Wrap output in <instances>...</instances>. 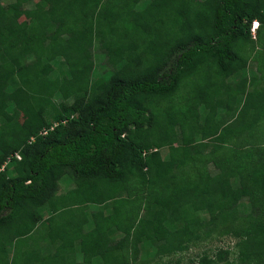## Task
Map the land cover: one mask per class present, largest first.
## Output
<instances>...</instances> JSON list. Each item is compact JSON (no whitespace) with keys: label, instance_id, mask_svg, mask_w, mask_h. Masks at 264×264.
<instances>
[{"label":"trees","instance_id":"1","mask_svg":"<svg viewBox=\"0 0 264 264\" xmlns=\"http://www.w3.org/2000/svg\"><path fill=\"white\" fill-rule=\"evenodd\" d=\"M262 53L264 0H0V264H264Z\"/></svg>","mask_w":264,"mask_h":264},{"label":"rangeland","instance_id":"2","mask_svg":"<svg viewBox=\"0 0 264 264\" xmlns=\"http://www.w3.org/2000/svg\"><path fill=\"white\" fill-rule=\"evenodd\" d=\"M22 19H25L26 17H21ZM97 65L102 62L99 57H95ZM60 191L66 190L67 183L64 180L59 181ZM220 248H229L233 251L234 249V240L229 238L228 236H221L217 232H213L211 236L204 239V241H201L198 245L192 246L188 251L177 255L176 257H173L170 264H199L198 260L200 257L207 253L210 257L213 256V253L217 251ZM235 253L229 257V260H233L235 258ZM179 260V263L175 262V260ZM217 264H223V263H217Z\"/></svg>","mask_w":264,"mask_h":264},{"label":"crops","instance_id":"3","mask_svg":"<svg viewBox=\"0 0 264 264\" xmlns=\"http://www.w3.org/2000/svg\"><path fill=\"white\" fill-rule=\"evenodd\" d=\"M253 38V37H252ZM255 39V37L253 38ZM261 59L264 60V53L261 54ZM258 62H252L250 61L248 63V69L246 70L247 72V75L248 77H251V78H254V79H259L261 78V75L257 72V69H256V65H257ZM264 63V62H263ZM261 65V68H263L264 64H260ZM264 70V69H263ZM263 79V78H262ZM264 82V81H263ZM260 86H264V84L260 85Z\"/></svg>","mask_w":264,"mask_h":264},{"label":"clouds","instance_id":"4","mask_svg":"<svg viewBox=\"0 0 264 264\" xmlns=\"http://www.w3.org/2000/svg\"><path fill=\"white\" fill-rule=\"evenodd\" d=\"M255 23L257 24L255 26ZM259 27V23L257 21H253L252 25H251V36L254 38L255 37V31L258 29ZM16 159H20L19 155L18 154H15L14 155Z\"/></svg>","mask_w":264,"mask_h":264},{"label":"built area","instance_id":"5","mask_svg":"<svg viewBox=\"0 0 264 264\" xmlns=\"http://www.w3.org/2000/svg\"><path fill=\"white\" fill-rule=\"evenodd\" d=\"M257 24L255 23V26H256ZM43 133H46V131H44Z\"/></svg>","mask_w":264,"mask_h":264}]
</instances>
